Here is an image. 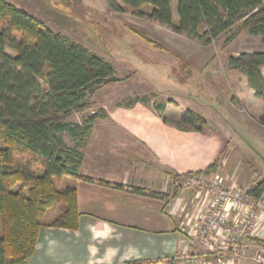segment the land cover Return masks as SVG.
<instances>
[{
	"label": "crops",
	"instance_id": "1",
	"mask_svg": "<svg viewBox=\"0 0 264 264\" xmlns=\"http://www.w3.org/2000/svg\"><path fill=\"white\" fill-rule=\"evenodd\" d=\"M156 35L165 45L155 51L156 62L140 59L141 64L132 65L133 74L124 76L114 66L117 81L100 89L114 91L94 101L107 118L94 123L81 150L80 177L56 181L59 190L69 186L77 190L78 228L44 227L33 257L25 264H176V256L185 249L205 253L214 244L211 238L201 247L196 242L209 197L188 188L168 198L171 176L180 181L186 176L220 178L224 187L246 192L264 182V127L260 125L264 113L236 114L232 97L238 96L242 105L244 98L236 86L233 91L239 95L228 98L224 86L233 81L238 86L242 78V87L246 85L256 100L247 76L229 63H215L212 49L185 36L171 31ZM177 69L184 74L178 75ZM144 72H158L159 85L172 78L180 86L178 90L152 88L155 79ZM136 76L151 89L132 90L129 83ZM187 111L206 122L203 133L173 125ZM214 164L215 171L205 173ZM239 215L240 211L231 212L232 219ZM238 248L236 263L253 264L254 257L264 252V221Z\"/></svg>",
	"mask_w": 264,
	"mask_h": 264
},
{
	"label": "trees",
	"instance_id": "2",
	"mask_svg": "<svg viewBox=\"0 0 264 264\" xmlns=\"http://www.w3.org/2000/svg\"><path fill=\"white\" fill-rule=\"evenodd\" d=\"M108 4L116 13L129 8L138 17L201 46L212 45L237 24L241 27L225 40L226 45L244 29L261 36L264 44V0H108ZM143 7L151 9L140 12ZM0 26V264H25L33 257L44 227L78 228L77 190L72 186L59 190L56 181L80 177L81 150L94 123L107 115L104 111L93 114L83 124L64 119L73 111L88 109L90 98L117 80L109 61L55 33L10 1L0 0ZM134 33L162 48L144 34ZM229 65L247 76L256 98L264 102V52L230 57ZM173 125L182 131L203 133L206 122L187 111L182 121ZM260 125L264 127V115ZM65 132L72 137L73 148L63 140ZM36 168L42 170L40 175ZM215 168L214 164L205 173ZM248 193L262 196L264 182ZM58 207L59 213L48 221L50 210Z\"/></svg>",
	"mask_w": 264,
	"mask_h": 264
},
{
	"label": "rangeland",
	"instance_id": "3",
	"mask_svg": "<svg viewBox=\"0 0 264 264\" xmlns=\"http://www.w3.org/2000/svg\"><path fill=\"white\" fill-rule=\"evenodd\" d=\"M7 1L14 3L17 7L39 18L49 29L55 33H60L67 37L71 42L79 44L87 48L92 53L103 57L113 64V66L117 67L120 71V75L122 76L126 74H133L132 65L137 66L138 64H141L140 59L154 62L156 58H158L155 54L157 48H155L154 45L146 42L140 35L135 34L134 31L144 34L150 40L157 42V44L162 48L164 44L162 45V43L157 39L159 36L156 34H170L171 31L170 29L162 27L157 23L147 20L146 18L138 17L137 13L135 14L133 10L126 7L124 8V13H116L110 8L108 0ZM174 7L175 9L173 8V10L175 12V18L177 21V4L176 6L174 5ZM150 9L151 7H143L140 12H149ZM240 27L241 24H237V26H235L230 32L222 35L212 45L208 46L215 53V63L226 66L229 63L230 57H238L243 53L252 54L256 52H264L262 37L252 35L245 29L241 30L237 37L230 44H225V40L229 36L236 33L237 29ZM7 53L10 56H15V53L10 50H8ZM157 68L159 69V67ZM47 72L48 70L46 69L45 73ZM144 73H146V75L152 79V81L155 79L156 85L154 84L155 87L152 88H158V86H161L171 90H178L176 88L180 86L178 85L179 82H175L172 78H170V80L168 79V82L161 81L162 83L159 85L157 84V77H155V73L158 72ZM182 73L180 69H177L178 75ZM164 74L165 73H163V75ZM159 79L160 77L158 80ZM160 80L163 79L161 78ZM133 81L134 82L129 83V86L132 88V90H138V88L142 87L144 89L146 88V90L151 89L149 88L151 85L146 84L141 76H136ZM240 81L241 84L238 86L234 81L231 82V85H228V83L224 84L228 98L231 99L233 94L239 95L237 92L233 91L234 87L236 86L235 89H237V87L239 88L240 96H242L245 101L244 105H242L238 100V96L232 97L233 104L235 105L234 109L232 108V110L240 116L246 115L248 117H255L260 115V113H264L263 101L258 98L253 100L251 92L247 87H245L246 85L242 87V78ZM120 84L122 85L123 82H120ZM151 84L153 83L151 82ZM118 88L119 87H117V89ZM112 91H114V88L112 87H107L98 91L96 96H93L94 98H90L91 105L88 107V109L84 111H73L70 116L64 119V122L70 124H83V120L85 118L104 111L101 108L96 107V103H94V101H98L100 97H105ZM148 96L151 97V94L147 95V97ZM184 102H186V100ZM252 121H254V119ZM61 136L68 147L73 148L72 146H75L72 137L68 133L65 132ZM254 148L259 153H262V149H258L255 146ZM41 172L42 170L40 168L35 169V173L37 175H40ZM171 178L172 182L168 184L167 190L168 198H174L179 194L181 189L189 188L188 191H191L192 193L199 190L198 187H190L187 185L188 179L198 178V176H186L187 180L182 181H180L175 176H171ZM204 179L209 181L208 178ZM14 191H17V188L14 189ZM202 195L205 196V193ZM60 209L61 208L59 207L55 210L54 208L51 209L49 212V218L53 219L59 213L58 210L60 211ZM1 236L2 218L0 217V237Z\"/></svg>",
	"mask_w": 264,
	"mask_h": 264
},
{
	"label": "built area",
	"instance_id": "4",
	"mask_svg": "<svg viewBox=\"0 0 264 264\" xmlns=\"http://www.w3.org/2000/svg\"><path fill=\"white\" fill-rule=\"evenodd\" d=\"M188 186L198 187L209 197L210 204L200 228L199 247L211 238L213 250L202 253L185 249L175 258L177 264H236L240 242L256 232L264 221V194L254 197L237 188H226L220 178L206 181L204 178L188 179ZM240 211L232 219L231 212ZM254 264H264V252L257 254Z\"/></svg>",
	"mask_w": 264,
	"mask_h": 264
}]
</instances>
